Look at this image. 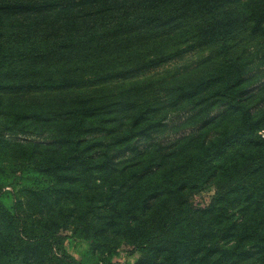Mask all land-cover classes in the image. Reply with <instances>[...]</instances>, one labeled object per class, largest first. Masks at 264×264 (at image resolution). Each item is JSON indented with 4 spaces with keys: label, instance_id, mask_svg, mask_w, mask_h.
<instances>
[{
    "label": "trees",
    "instance_id": "1",
    "mask_svg": "<svg viewBox=\"0 0 264 264\" xmlns=\"http://www.w3.org/2000/svg\"><path fill=\"white\" fill-rule=\"evenodd\" d=\"M67 241L264 264V0H0V264H87Z\"/></svg>",
    "mask_w": 264,
    "mask_h": 264
},
{
    "label": "rangeland",
    "instance_id": "2",
    "mask_svg": "<svg viewBox=\"0 0 264 264\" xmlns=\"http://www.w3.org/2000/svg\"><path fill=\"white\" fill-rule=\"evenodd\" d=\"M175 41V40H173ZM172 41V42H173ZM160 43H157L159 45ZM174 45V42L172 46ZM182 45H180L181 47ZM171 47V46H170ZM160 50L162 48L165 50L166 48L170 49L166 45H160L158 47ZM155 51V49H149L146 51V54L148 57H152V54ZM208 49L204 50H189L184 52L183 55L176 57L175 59H172L170 61H165V63L161 64L159 67L156 68H148L145 70H142L140 72H133V73H128L126 76H124V79H120L119 81L112 82L110 85H107L106 87L111 89V88H118L121 87L122 84H127L131 83L134 81H147V80H156V79H161V78H170L173 75H179L181 73H187L191 69L195 68L200 61L203 60V57L207 55ZM125 61V59L123 60ZM116 62H121V60L116 61ZM173 124H177V119L176 118H171ZM170 120V121H171ZM175 127H177L175 125ZM188 131L187 128H184L179 131H172L170 130L168 132V135H166V139L177 137L178 135H183ZM206 199L205 196H197L195 197V200H203ZM65 249L68 250L69 253H71L76 259H83V256L85 257V261H87V264H103L102 262H98V259L103 256H99L98 254H92L91 248L88 244L87 241H67L65 244ZM85 254V255H84ZM139 257L138 253L134 254H127L125 250H119L116 251L114 254L107 256L106 258L109 259V262L111 264H133L136 259ZM84 260V259H83Z\"/></svg>",
    "mask_w": 264,
    "mask_h": 264
}]
</instances>
